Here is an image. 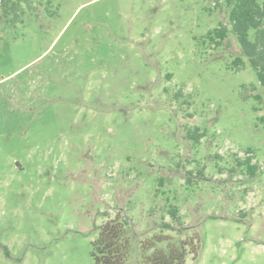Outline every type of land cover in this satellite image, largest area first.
<instances>
[{"label": "rangeland", "instance_id": "rangeland-1", "mask_svg": "<svg viewBox=\"0 0 264 264\" xmlns=\"http://www.w3.org/2000/svg\"><path fill=\"white\" fill-rule=\"evenodd\" d=\"M36 14L0 12V264H93L117 216L135 243L196 238L185 264H264V87L232 32L207 36L228 26L224 0Z\"/></svg>", "mask_w": 264, "mask_h": 264}, {"label": "trees", "instance_id": "trees-1", "mask_svg": "<svg viewBox=\"0 0 264 264\" xmlns=\"http://www.w3.org/2000/svg\"><path fill=\"white\" fill-rule=\"evenodd\" d=\"M228 8V26L219 24L208 33L210 42L218 44L232 32L237 40L242 54L247 58L250 67L255 72L258 84L264 87V0H224ZM53 0H0V12L3 19L22 22L26 14H36L38 7L47 10ZM37 15V14H36ZM243 62L240 57L232 61V68L240 70ZM264 110V100L258 94L253 96ZM258 107L256 110H260ZM264 118L262 117L261 120ZM197 130V129H196ZM200 133L195 136L196 140ZM251 151L245 153L250 155ZM237 165L244 169L249 177H254L258 167L251 164L247 156L236 160ZM166 214L177 224H181L177 207L168 205ZM128 220L116 217L107 220L99 227L98 235L91 242V258L93 264H185L186 254L198 255L196 238H191L190 244L170 242L162 235L153 236L138 243L132 239L128 231ZM163 228L170 229L167 223ZM169 240V241H168ZM195 246V250L190 247Z\"/></svg>", "mask_w": 264, "mask_h": 264}]
</instances>
